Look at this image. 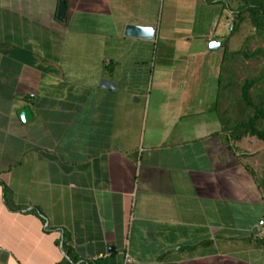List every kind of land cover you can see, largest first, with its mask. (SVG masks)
I'll return each mask as SVG.
<instances>
[{
    "label": "crops",
    "instance_id": "crops-1",
    "mask_svg": "<svg viewBox=\"0 0 264 264\" xmlns=\"http://www.w3.org/2000/svg\"><path fill=\"white\" fill-rule=\"evenodd\" d=\"M58 2L0 0V264H264L200 1Z\"/></svg>",
    "mask_w": 264,
    "mask_h": 264
},
{
    "label": "rangeland",
    "instance_id": "rangeland-1",
    "mask_svg": "<svg viewBox=\"0 0 264 264\" xmlns=\"http://www.w3.org/2000/svg\"><path fill=\"white\" fill-rule=\"evenodd\" d=\"M201 6H203L202 15H200V8L197 12L198 18H196V23L194 26L195 33L205 32L208 29L214 30L216 28H221L222 37L229 36L230 31L227 18L230 17L226 4L233 5L234 0H199ZM215 1L216 4H213ZM226 3V4H225ZM178 5V4H177ZM206 10V11H205ZM220 16V18H219ZM220 19V21H219ZM218 23V24H217ZM243 26L238 29V32L234 34L228 43L229 51L233 52L230 56H226L224 62H221L220 66L217 65V69L220 70L222 75V86H225L228 83H232L231 86L226 87L223 90L220 87L219 98H220V108L226 113L224 117L228 119L230 117L231 123L233 119L231 117L235 116V106L239 103L240 97V87L244 85L245 80L247 79H257L260 78L259 91L250 90L249 95L252 99L254 105H258V99L256 94L263 92L264 93V36H255L253 32H250V25L247 22H243ZM252 35L253 37L245 41L246 36ZM222 43V42H221ZM262 50V53L251 57L246 58L244 53L248 55L256 52V50ZM237 50H241L243 53H236ZM218 54H221V59L223 60V46L219 49ZM213 56V55H212ZM220 56V55H219ZM215 63V58L212 57V64ZM203 67V66H202ZM213 80V79H212ZM226 90V91H225ZM252 109H249V113L252 115ZM246 139H243L240 144L241 154H251V157H247L248 161L250 158L249 164L251 168L254 169L255 175L258 178V181L261 182L264 179V143L251 137L244 136ZM247 149V153L246 150ZM263 229V228H261ZM264 235V229L260 231Z\"/></svg>",
    "mask_w": 264,
    "mask_h": 264
},
{
    "label": "trees",
    "instance_id": "trees-1",
    "mask_svg": "<svg viewBox=\"0 0 264 264\" xmlns=\"http://www.w3.org/2000/svg\"><path fill=\"white\" fill-rule=\"evenodd\" d=\"M221 1V0H220ZM226 4V3H225ZM227 10L230 12V17L227 18L228 23L231 24L229 36L223 38V60L226 56H230L233 52L229 51L228 43L230 38L238 32V29L243 26V22H247L250 25V32H253L255 36H264V0H234V4L227 5ZM229 24V25H230ZM252 35L246 36L245 41L252 38ZM236 53L242 54L241 50H237ZM262 53V50L258 49L256 52L248 55L246 52L244 56L246 58L254 57ZM222 75L218 77L219 85L222 89L225 86H231L232 83H228L222 86ZM260 78L247 79L244 85L240 87L239 103L235 106V116L231 117L233 122L231 123L230 117L221 118L224 132L234 142H239L244 136L255 138L264 143V93L260 92L256 94L258 99V105H254L249 95L250 90L259 91ZM219 87V89H220ZM223 89V90H224ZM226 91V90H225ZM249 109H252L253 114L249 113ZM226 112L224 111V114ZM264 183V180H262Z\"/></svg>",
    "mask_w": 264,
    "mask_h": 264
},
{
    "label": "water",
    "instance_id": "water-1",
    "mask_svg": "<svg viewBox=\"0 0 264 264\" xmlns=\"http://www.w3.org/2000/svg\"><path fill=\"white\" fill-rule=\"evenodd\" d=\"M66 12V0H59L57 6L56 19L62 20L65 17ZM123 36L128 38H136L152 41L155 39L156 31L151 27H142L132 24H127L124 27ZM220 48V43L214 40H210L207 42V49L212 51H217ZM102 88H109L110 86L106 81L101 82ZM19 119L22 123L30 122L33 118L32 112L28 107L21 109L18 112ZM264 224V217L258 222L257 227H260ZM253 234H257V228L252 229Z\"/></svg>",
    "mask_w": 264,
    "mask_h": 264
},
{
    "label": "built area",
    "instance_id": "built-area-1",
    "mask_svg": "<svg viewBox=\"0 0 264 264\" xmlns=\"http://www.w3.org/2000/svg\"><path fill=\"white\" fill-rule=\"evenodd\" d=\"M231 27H232V26H231V24H230V25H229V29H231Z\"/></svg>",
    "mask_w": 264,
    "mask_h": 264
}]
</instances>
